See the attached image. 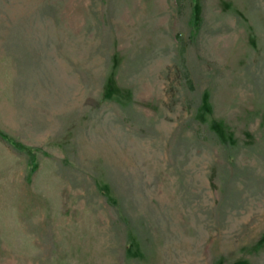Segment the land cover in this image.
<instances>
[{"label": "rangeland", "instance_id": "1", "mask_svg": "<svg viewBox=\"0 0 264 264\" xmlns=\"http://www.w3.org/2000/svg\"><path fill=\"white\" fill-rule=\"evenodd\" d=\"M0 264H264V0H0Z\"/></svg>", "mask_w": 264, "mask_h": 264}]
</instances>
